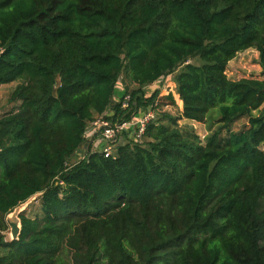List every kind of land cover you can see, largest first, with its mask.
Returning a JSON list of instances; mask_svg holds the SVG:
<instances>
[{
	"label": "trees",
	"instance_id": "1",
	"mask_svg": "<svg viewBox=\"0 0 264 264\" xmlns=\"http://www.w3.org/2000/svg\"><path fill=\"white\" fill-rule=\"evenodd\" d=\"M250 47L264 75V0H0V85L18 101L0 115V231L39 194L0 264H264V78L225 72ZM170 74L179 114L92 150L97 116L174 105L144 91ZM182 118L217 127L202 140Z\"/></svg>",
	"mask_w": 264,
	"mask_h": 264
},
{
	"label": "rangeland",
	"instance_id": "2",
	"mask_svg": "<svg viewBox=\"0 0 264 264\" xmlns=\"http://www.w3.org/2000/svg\"><path fill=\"white\" fill-rule=\"evenodd\" d=\"M191 62L198 63V59H192ZM226 75L228 78L237 80L240 78H264V75L261 73V68L259 65V57L258 52L255 49V47H250L242 52H239L233 57L231 60L228 61L226 66ZM17 82L7 83L0 86V115L3 114L6 111H9L13 108L14 104L9 99V95L13 87L16 85ZM117 90H122L123 85L119 82L116 84ZM160 89V95H166L168 93H172L175 103L174 105H165L161 107V109H157L154 112V117L157 118L160 116L161 112L166 111L173 115L179 114L181 110V102L179 101V98L177 94L174 92V82L172 80V74L167 75L165 77H161L156 82L147 85L144 88V91L146 94H149L153 91L155 88ZM121 92V91H120ZM117 97V95H116ZM264 112V103L253 112V115H257ZM180 124H190L193 126L196 133L199 135V137L204 140V137L211 131H213L217 126L214 125L211 130H209L207 123H199L191 120H186L182 118L179 120ZM247 123V117H241L234 121L230 125V129L237 131L244 127ZM87 140L89 137L86 138ZM82 148H85L84 146ZM261 148L264 150V144L261 145ZM92 150H98L96 147L92 146ZM82 157L81 153L77 152L74 159H78ZM70 161H73L71 159ZM25 205L20 206L17 211L25 209L28 216H34L38 212L39 203L37 199H30L27 200V203H24ZM16 211V212H17ZM19 213V212H18ZM15 216V214H12V219ZM5 219L7 220V216H5ZM8 227V223H6ZM0 234L4 236L6 239H11L9 235V228H5V230L0 231Z\"/></svg>",
	"mask_w": 264,
	"mask_h": 264
},
{
	"label": "built area",
	"instance_id": "3",
	"mask_svg": "<svg viewBox=\"0 0 264 264\" xmlns=\"http://www.w3.org/2000/svg\"><path fill=\"white\" fill-rule=\"evenodd\" d=\"M128 102L129 95H123L121 106L126 107ZM154 112V105H147L139 108L131 119L114 123L105 119L104 114H101L88 124L85 138L89 137L92 146L98 149L96 151L103 152L105 157L114 156L119 144L129 141L142 142L146 126L155 118Z\"/></svg>",
	"mask_w": 264,
	"mask_h": 264
},
{
	"label": "water",
	"instance_id": "4",
	"mask_svg": "<svg viewBox=\"0 0 264 264\" xmlns=\"http://www.w3.org/2000/svg\"><path fill=\"white\" fill-rule=\"evenodd\" d=\"M39 194H36L34 196H31L28 200L32 199V198H36ZM24 203H27V200L21 204H19L18 206H16L12 211H10L9 213H7V220L5 219L6 223H8V228H9V235H10V238L11 239H16L18 237V234L20 232V227H21V224H20V218H19V213L24 210H18L17 209L20 207V206H23L25 205ZM17 211V212H16ZM19 212V213H18ZM12 214H15V216L13 217L12 219Z\"/></svg>",
	"mask_w": 264,
	"mask_h": 264
},
{
	"label": "crops",
	"instance_id": "5",
	"mask_svg": "<svg viewBox=\"0 0 264 264\" xmlns=\"http://www.w3.org/2000/svg\"><path fill=\"white\" fill-rule=\"evenodd\" d=\"M0 86H1V85H0ZM180 102H181V101H180ZM13 103H15L14 106H13V108H15L16 105L18 104V101H15V102H13ZM107 113H109V112L107 111Z\"/></svg>",
	"mask_w": 264,
	"mask_h": 264
}]
</instances>
